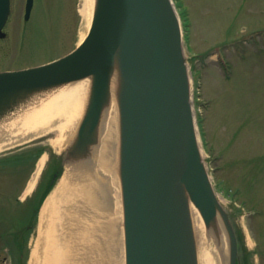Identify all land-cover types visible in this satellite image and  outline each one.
<instances>
[{"label":"water","instance_id":"95a60500","mask_svg":"<svg viewBox=\"0 0 264 264\" xmlns=\"http://www.w3.org/2000/svg\"><path fill=\"white\" fill-rule=\"evenodd\" d=\"M31 4L28 0L26 13ZM7 13L8 1L0 0V28ZM113 73L118 77L117 131L110 145L112 159L107 156L103 162L102 118L109 107ZM84 79V112L64 151L65 159L72 160V176L63 204L71 205L79 193L101 206L95 210L90 202L84 204L83 196L75 199L76 209L82 205L85 212L77 231L94 226L102 238L99 224L113 221L119 212L122 229L116 228L122 240L103 245L111 250L121 242L124 264H199L193 207L203 224L202 238L215 242L221 264H241L233 218L218 201L202 157L181 25L172 0H94L89 30L74 50L43 65L0 72V122L50 91ZM101 207L103 215L98 216ZM85 242L94 254L95 247L102 246ZM78 245L82 251L89 247L81 240Z\"/></svg>","mask_w":264,"mask_h":264},{"label":"rangeland","instance_id":"374dc122","mask_svg":"<svg viewBox=\"0 0 264 264\" xmlns=\"http://www.w3.org/2000/svg\"><path fill=\"white\" fill-rule=\"evenodd\" d=\"M181 2L189 17L186 54L191 70H196L192 80L200 103L203 140L206 144L204 154L210 161L215 184L218 183L224 190L233 187L237 200L244 206L235 209L228 204L233 208L234 218L249 245L251 264H264V0ZM78 5L79 0H33L27 20L21 9L16 8L7 25L8 38L0 39V69L36 66L71 51L85 36L89 25L82 24ZM215 48H220L221 53ZM13 115L4 117L0 126H5L8 123L6 119ZM15 127L16 123L12 129ZM14 133L25 137L21 130ZM49 135V139L39 141ZM67 138L66 130L54 124L23 142L13 140L4 148L16 143L22 146L39 141L46 145L44 148L47 151L50 149L64 156L71 141ZM69 159L65 163L67 173L64 178L62 176L65 183L62 194H65L71 181L72 160ZM39 162L34 167V173L30 172L31 161L27 170L26 163L18 170L11 168L7 172L0 169V216L1 210L9 208L11 214H4L6 211L2 214L8 219H12L14 214L18 226L24 225L29 210L36 207L34 202L20 204L18 199L22 198L20 192L27 182V174H37L40 170L42 163L39 165ZM23 170L25 172L21 173ZM69 188L72 189L71 186ZM66 198L61 197V228L64 236L77 231L74 222H81L84 217L82 211L76 209L75 199H72L71 205L63 204ZM249 210L253 212L252 215ZM78 214L81 215L79 219ZM114 216L118 222L116 213ZM8 223L5 219L0 220V235L9 230L11 226ZM38 228L34 225L24 248L27 254L22 264H35L32 252L37 248ZM7 241L0 239V245L13 251ZM204 242L218 264L219 253L215 242L207 238ZM253 247L258 252L256 258L253 256ZM116 249L106 256V264H122L120 245L118 248L116 245ZM6 255L7 250L0 249V264L13 263L12 258H4ZM77 261L78 264H100L96 254L90 259L89 255H81Z\"/></svg>","mask_w":264,"mask_h":264},{"label":"bare ground","instance_id":"6f19581e","mask_svg":"<svg viewBox=\"0 0 264 264\" xmlns=\"http://www.w3.org/2000/svg\"><path fill=\"white\" fill-rule=\"evenodd\" d=\"M93 2L94 0H79L78 12L81 17V22L84 24V26L89 24L93 9ZM117 78V74L113 73L109 86V107L105 110L102 118L105 126L104 129L106 130L104 132V136L100 138V143L103 148L99 150V155H102L103 162H105V157L107 156L112 158L110 154V145L113 135L117 131ZM87 94V79L62 86L58 89L50 91V93H47L44 98L39 99L37 104L30 107L29 109H26L21 114L19 113V115L12 121L8 122L5 127L0 126V130L7 127V129H9L7 133L10 135V138H20L22 135L15 137L14 131L21 130L23 133L28 132L32 134H39L49 129L52 124L51 121L56 119L59 120V123L57 124L58 127L64 128L67 133H72L77 128L79 120L83 115V107L86 104ZM15 123L16 127L12 129ZM9 143L11 142H8V144ZM6 145L7 143L0 144V148ZM115 193V196H117L116 203L118 206L119 192L115 190ZM55 198L56 197L52 195L43 207V218L41 219L39 226L37 248H34L32 252V257H34L35 264H78L77 259L80 258L81 255L91 254L90 251H87L91 248L85 241H92L94 246L96 244L100 245V243L103 245L109 239L116 238L117 241L118 238H120V240H122V232L116 228L118 227V223L115 219H113V221L109 220L103 224H99L102 226L100 230L102 238L97 237V230L93 226L96 224L94 223H92L93 227L89 228L88 231L86 229L83 231H73L72 238L69 235L64 236V231L61 228L63 225L60 222L62 220L61 216L63 214L56 212ZM89 198V195L87 197L83 196L84 204L88 205L89 200H91ZM190 214L194 233L198 235L199 240L201 239V242L199 241L198 248L199 264H216L214 262V254L212 255L211 252L208 251L209 247L207 246L206 242H204L205 239L202 238L203 234H201V232L203 230V224L198 213L193 207L190 208ZM53 217L55 218L53 219ZM120 219L121 218L119 217L118 220ZM106 224L109 225L106 226ZM75 227H80V224L76 222ZM80 240L83 245L89 246L86 248V250L84 249L82 251L79 247L78 243ZM98 250L107 255L106 248H104V250L96 249V251Z\"/></svg>","mask_w":264,"mask_h":264},{"label":"flooded vegetation","instance_id":"af4514ba","mask_svg":"<svg viewBox=\"0 0 264 264\" xmlns=\"http://www.w3.org/2000/svg\"><path fill=\"white\" fill-rule=\"evenodd\" d=\"M24 6H25V0H24V5H23V11L25 10V8H24ZM18 9V8H20V9H22V7H21V3L20 2H10V12H9V16L10 15H12L13 14V12H14V10L15 9ZM5 28V27H4ZM17 31H15V33H16ZM6 34L2 37V38H0V39H5L6 38ZM53 164V159L51 158V156H49V158H48V160H47V162H46V166H45V168H44V171L42 172V174H45L46 173V169L47 168H49L51 165ZM22 193V191L20 192V194ZM9 220V219H8ZM7 220V221H8ZM34 223H36V219H33L32 221H31V223L27 226V228L28 227H31V226H33L34 225ZM13 238H14V235L12 236ZM0 239H1V236H0ZM25 239V234H23V236H21L20 235V233H19V245H17L18 247H16L15 248V250H13V251H11L9 248H7V247H5V246H3L2 244L0 245V249H5V250H7V257L6 256H4V258L6 259V258H12V261H13V263L12 264H22V259H24V257H25V255L27 254V251H25L24 250V248L26 247L24 244H23V240ZM2 240H5V241H7L8 239L5 237V238H3ZM8 242V241H7ZM14 252V253H13Z\"/></svg>","mask_w":264,"mask_h":264}]
</instances>
